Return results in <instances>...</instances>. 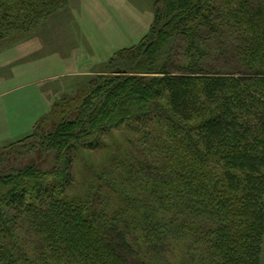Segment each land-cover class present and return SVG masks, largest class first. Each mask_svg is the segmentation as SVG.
<instances>
[{
  "label": "trees",
  "instance_id": "16d2710c",
  "mask_svg": "<svg viewBox=\"0 0 264 264\" xmlns=\"http://www.w3.org/2000/svg\"><path fill=\"white\" fill-rule=\"evenodd\" d=\"M66 5L0 0V25L19 36ZM107 68L39 120L49 167L0 171V264H261L264 0H155ZM107 148L78 181L79 152Z\"/></svg>",
  "mask_w": 264,
  "mask_h": 264
},
{
  "label": "rangeland",
  "instance_id": "374dc122",
  "mask_svg": "<svg viewBox=\"0 0 264 264\" xmlns=\"http://www.w3.org/2000/svg\"><path fill=\"white\" fill-rule=\"evenodd\" d=\"M154 1L67 0L26 34L18 36L8 24L0 25V171L30 161L51 165L50 158L40 159L39 149L32 146L39 120L46 122L56 100L86 89L108 69L117 51L140 42L154 22ZM48 123L38 129L52 130ZM126 137L125 130L115 129L105 141L112 145L118 138L117 150H122ZM113 152H79L78 181L84 182L93 170L103 171Z\"/></svg>",
  "mask_w": 264,
  "mask_h": 264
}]
</instances>
